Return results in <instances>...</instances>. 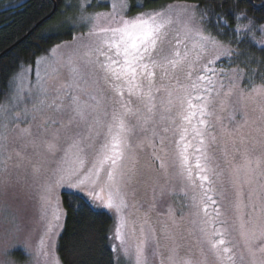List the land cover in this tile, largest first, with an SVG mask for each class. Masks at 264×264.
<instances>
[{"label": "snow or ice", "instance_id": "1", "mask_svg": "<svg viewBox=\"0 0 264 264\" xmlns=\"http://www.w3.org/2000/svg\"><path fill=\"white\" fill-rule=\"evenodd\" d=\"M127 7L113 3L109 14L82 16L92 21L82 64L72 57L63 61L58 51L69 45H57L50 57L36 59L35 85L28 79L30 67L21 65L16 77L14 99L31 103L17 119L39 118L46 130L58 125L47 150L63 156L42 193L51 213L47 239L62 227L58 189L67 188L116 214L112 251L131 255L134 264H148L157 232L170 242L163 245L161 264H201L180 251L177 237L191 235L189 226L198 229L217 264H236L233 230L249 264H264V82L244 88L237 71L225 86L218 61L230 58L232 49L203 26L206 14L197 20V5H182L183 19L170 11L126 18ZM214 23L228 27L223 16ZM251 25L237 23L235 33H248ZM234 96L244 107L239 123ZM249 105H255L258 119ZM22 132L33 135L31 127ZM156 161L160 174L178 182L189 200L187 218L177 219L169 208L161 221L154 215L156 188L148 185L153 192L148 200L147 189L141 194L136 187L146 183ZM225 174L234 197L231 217L223 209Z\"/></svg>", "mask_w": 264, "mask_h": 264}, {"label": "rangeland", "instance_id": "2", "mask_svg": "<svg viewBox=\"0 0 264 264\" xmlns=\"http://www.w3.org/2000/svg\"><path fill=\"white\" fill-rule=\"evenodd\" d=\"M122 2H126L128 5L124 12L126 18L153 11L141 9L140 5H135L136 8H130L128 0H66L59 21L51 22L47 28V30L53 32H61L64 29L73 30L70 41L60 44L69 45V47L58 51V55L63 61L67 62L68 58L72 57L79 63H83L92 21H84L82 16L93 17L96 14H109L112 12L113 3L120 4ZM176 12L178 11H170L174 17L180 18L182 14H176ZM251 29L252 31L248 33H240L239 37L236 36V42L229 45L233 52L230 58H222L218 61L219 69H223L225 73V76L221 77L225 86L228 84L227 77L233 76L237 71L241 77L239 83L244 88H248L250 85L259 86L264 82V60L261 58L255 59L252 52L253 46L264 49L262 47L264 45V24L254 26V28L251 27ZM219 38L224 42L221 37ZM233 40L234 38L232 42ZM244 45L249 48H244ZM50 50L48 54L39 58L50 57ZM24 66L31 68L32 71L28 79L32 85H35L36 63ZM50 71L51 69H49ZM43 72L44 68L41 66V73L43 74ZM18 73L12 80L9 98L0 106V264H59L56 245L61 228L56 229V235L52 237L51 241L47 239L46 233L48 232V221L51 213L50 210L45 208L42 201L43 187L52 179L53 172L63 156L61 151H57L55 155H52L47 150V142L53 139L52 131L58 125H52L46 130L41 126L39 118L35 121H32L30 117L27 120L17 119V115L23 113L26 105L29 108L31 107L30 100L21 98L17 101L14 99ZM48 83L52 85L56 82L49 80ZM25 87L27 88L28 85H25ZM23 96H28L27 91L23 93ZM232 100L237 113V123H239L240 113L244 111V107L237 97L234 96ZM254 107L255 105H249L248 112L253 119H258L259 112L252 111ZM28 127H31L33 134L31 137L24 135L22 132V129ZM65 139L62 137L60 141L62 145ZM217 156L219 158V153H217ZM219 162L223 166V160L220 159ZM222 179L224 180V188L227 189L224 193L223 209L231 217V201L234 197L227 183V174ZM144 181L146 183L142 182L136 187L141 190V194L144 189H147L146 198L148 200L153 197L152 189L148 185H153L156 188L154 215H158L161 221L167 219L169 208L174 210L177 219L181 216L188 217L189 200L181 192L178 182L171 177L166 178L160 174L158 161L154 162L152 171L145 175ZM162 189L165 190V193L160 195ZM58 192L61 196L64 192L70 193V190L61 188L58 189ZM76 194L85 198L96 210L105 211L111 215L112 222L109 228L108 242L112 250L113 245L116 243L112 239L117 222L116 214L113 211L96 206L83 193ZM147 207L148 204L145 203L143 209ZM128 211L135 210L130 208ZM62 221L63 218L61 224ZM184 223L186 224V220ZM157 227L160 228L162 225H157ZM189 227H191V235L185 232L184 239H180L179 235L177 237L178 243L182 245L181 254L186 259H192L194 262L199 261L201 264H217L212 251L200 241L198 229L195 226ZM229 239L235 245L236 264H249L244 242L238 232L233 230ZM42 240L44 241L43 245H41ZM165 243L170 242L165 241L163 232H157L151 238L148 264H161L165 252L163 247ZM15 252L25 255H21L22 258H15ZM112 252L114 264H134V257L131 255H125L123 252ZM241 255L244 256L243 260L239 258Z\"/></svg>", "mask_w": 264, "mask_h": 264}, {"label": "trees", "instance_id": "3", "mask_svg": "<svg viewBox=\"0 0 264 264\" xmlns=\"http://www.w3.org/2000/svg\"><path fill=\"white\" fill-rule=\"evenodd\" d=\"M65 1L55 0L56 10L50 19L12 50L5 52L51 12L52 3L50 0H0V106L9 98L12 80L21 65L33 64L37 58L48 54L52 47L70 41L72 29L61 32L47 30L51 22L59 21ZM250 1L263 6L255 9L249 0H128V4L130 8L140 5L144 10L178 11L176 14H182L181 19L187 15L181 10L182 5H197V20H200L201 14H206L203 26L218 39L221 37L228 45H233L236 36L245 34L235 33L237 23L248 24L250 20L252 28L264 24L263 0ZM241 13L244 15L237 21L236 17ZM218 16L228 20V27H218L214 23ZM243 47L249 48L245 45ZM252 52L255 59L264 60V49L253 46ZM60 198L65 215L56 245L59 264H114L113 252L108 242L111 215L96 210L79 194L64 192ZM21 255L25 254L14 253L15 258H22Z\"/></svg>", "mask_w": 264, "mask_h": 264}, {"label": "water", "instance_id": "4", "mask_svg": "<svg viewBox=\"0 0 264 264\" xmlns=\"http://www.w3.org/2000/svg\"><path fill=\"white\" fill-rule=\"evenodd\" d=\"M51 3H52V10L51 12L46 16L44 17L42 20H40L22 39H20L19 41H17L12 47H10L8 50H6L5 52H8L10 50H12L17 44H19L22 40H24L25 38H27L38 26L42 25L44 22H46L47 20L50 19V17L52 16V14L55 12L56 10V2L55 0H50ZM250 4L255 8V9H260L262 8L263 5H255L253 4L250 0H249ZM263 3H264V0H263ZM4 52V53H5Z\"/></svg>", "mask_w": 264, "mask_h": 264}]
</instances>
